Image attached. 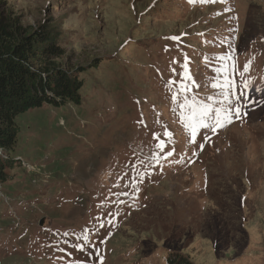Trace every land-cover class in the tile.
<instances>
[{"label": "rangeland", "instance_id": "1", "mask_svg": "<svg viewBox=\"0 0 264 264\" xmlns=\"http://www.w3.org/2000/svg\"><path fill=\"white\" fill-rule=\"evenodd\" d=\"M4 10L52 34L63 52L52 60L83 87L79 104L17 119L0 264H169L179 254L264 264V0H4ZM185 53L201 85L190 97L218 106L211 83L223 84L231 56L241 71L251 61L244 79L257 102L195 144L166 86ZM165 128L175 151L157 163L153 132Z\"/></svg>", "mask_w": 264, "mask_h": 264}, {"label": "trees", "instance_id": "2", "mask_svg": "<svg viewBox=\"0 0 264 264\" xmlns=\"http://www.w3.org/2000/svg\"><path fill=\"white\" fill-rule=\"evenodd\" d=\"M61 55L52 34L43 26L29 30L15 23L0 0V185L12 180L5 169L18 166L12 156L20 132L17 119L46 106L80 102L79 75L52 60ZM168 262L194 264L182 254Z\"/></svg>", "mask_w": 264, "mask_h": 264}, {"label": "snow or ice", "instance_id": "3", "mask_svg": "<svg viewBox=\"0 0 264 264\" xmlns=\"http://www.w3.org/2000/svg\"><path fill=\"white\" fill-rule=\"evenodd\" d=\"M188 2L196 3L197 0H188ZM200 2L215 3L217 0H200ZM219 2L225 3L226 0H219ZM184 35L187 34L185 33ZM166 39L180 41L181 37L170 36L166 37ZM165 50L167 51L168 49L166 48ZM221 59H228L230 61L231 72L224 77L222 85L219 83H211V87L219 89L222 96V99L217 102L218 106L216 107L198 101L195 96L190 97L189 94L192 92V89L199 88L201 85L197 84L190 74V58L187 54H183V62L176 59L172 60V64L179 66L180 72H177L176 67H172L170 69L172 78L167 81L166 86L169 87V90L172 92L171 100L181 109L179 116L182 119L185 129L189 133L190 141L194 144L196 143L198 133L202 129H208L210 132L216 133L217 130L227 127L235 120L245 117L249 106L257 103L254 98H250L249 96L251 91V80L244 79L245 74L250 70L251 61L246 63L243 71H241L234 62L233 57H221ZM217 71L220 70L217 69ZM237 77H239V79H237ZM137 103H139V101H137ZM173 111H175V109H173ZM138 123L145 127L147 126L143 119L138 121ZM164 137H167L168 140L171 141L173 133L166 128L163 133L153 132V140L156 141L154 145V158L157 163H159L161 157L170 156L175 151L173 147L166 144ZM203 139H205V137L201 136V140ZM196 146L202 150V144H197ZM131 167L135 168V163H132ZM125 175H128L129 178H131L129 173H125ZM101 227H103V225H101ZM64 235L67 236L68 233H65ZM77 239L87 241L89 236L84 234ZM74 247L82 251L84 244H76ZM100 264H103V258H101Z\"/></svg>", "mask_w": 264, "mask_h": 264}]
</instances>
